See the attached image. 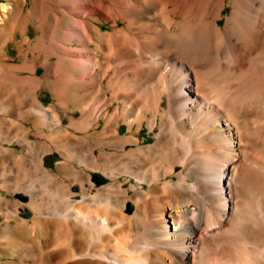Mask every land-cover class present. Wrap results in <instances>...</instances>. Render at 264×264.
Returning a JSON list of instances; mask_svg holds the SVG:
<instances>
[{"label":"bare ground","instance_id":"bare-ground-1","mask_svg":"<svg viewBox=\"0 0 264 264\" xmlns=\"http://www.w3.org/2000/svg\"><path fill=\"white\" fill-rule=\"evenodd\" d=\"M9 1L0 139L19 147L0 143V264H264V0ZM7 161L57 178L60 201Z\"/></svg>","mask_w":264,"mask_h":264},{"label":"rangeland","instance_id":"rangeland-1","mask_svg":"<svg viewBox=\"0 0 264 264\" xmlns=\"http://www.w3.org/2000/svg\"><path fill=\"white\" fill-rule=\"evenodd\" d=\"M10 1L9 0H0V3L2 4H6V3H9ZM25 5L26 7L30 6V2L29 0H26L25 1ZM101 19V18H100ZM102 21L100 22V27L101 29H107L109 26H110V23L108 20H103L101 19ZM30 28V32L29 34L31 36H34L35 35V32H34V29L29 27ZM8 53H9V59L10 61H17L18 60V55L16 54V50L13 49L12 47V44H9L8 45ZM32 54L30 53V56ZM12 58V59H11ZM30 61V60H29ZM36 71L38 74H42L44 72V69L39 65L37 68H36ZM26 74V72H22V74ZM9 80L8 81H13V78L10 77L8 78ZM9 83V82H8ZM48 84L42 86L38 92V97L40 98V100L42 102H44L45 104H50L54 101V97H53V94L51 93V89L48 88ZM3 96H5V98H9L10 100H12V103H15L18 104V100H19V93L16 91L13 92V95L12 97H7L6 94H4ZM2 96V97H3ZM17 96V97H16ZM14 97V98H13ZM16 97V98H15ZM18 98V99H17ZM14 101V102H13ZM77 111V110H76ZM71 111L69 112H65V111H62V115H63V118L62 120L64 121V123L66 124V122L68 123L69 119H68V115L70 114ZM121 126V127H120ZM119 130L121 132H124L125 129H126V125L125 123L122 121L120 123V125L118 126ZM149 132H152L151 130L148 131V129L145 127V125L143 124L139 130V135L142 136L144 138V141H151L153 139L152 135H150ZM1 134H3L1 132ZM31 136H33L31 133H30ZM47 139V140H45ZM3 139H0V143L3 144V145H12V146H15V147H19L18 145V142L16 140H12V141H8L7 140H4L3 142ZM16 141V142H15ZM37 141V142H35ZM35 141L33 142L37 148H42L43 146H48L50 144V140L48 139V137H44V136H36L35 137ZM61 159V154L58 153L55 149L51 150V151H47L44 155V163L46 166H48L49 168H55V165L56 163ZM16 161L14 162H4L1 166L3 167V169L5 168V170L3 171L5 174L3 175L4 177H9L7 179H13V180H23L25 181L26 183L29 182L30 180H32V183H37L35 181L38 180V184L40 185H44L45 189L46 187L49 189V190H44V202L45 203H56V202H59L60 201V186H59V182L57 181V178H52L51 177H43V176H40L36 171H32L30 169H25L23 168L22 166H17L16 164H19V163H15ZM6 163V164H5ZM13 164V165H12ZM8 165V166H7ZM20 165V164H19ZM14 169H13V167ZM8 167V168H7ZM13 169V170H12ZM27 170H30V171H27ZM91 177L92 179L95 181L96 184L100 185V184H103L104 182L107 181V177L102 174L101 172L97 171V170H91ZM35 173V174H34ZM37 173V174H36ZM15 178V179H14ZM40 178V179H39ZM52 178V179H50ZM28 179V180H27ZM36 179V180H35ZM43 181H42V180ZM27 180V181H26ZM47 180V181H46ZM31 182V181H30ZM47 185H45V183ZM57 182V183H56ZM42 185V186H43ZM73 187H75V185H73ZM43 188V187H42ZM0 191L3 192V193H7L5 191L4 188H0ZM52 191V192H50ZM46 193V195H45ZM51 193V194H50ZM14 196H17L20 200H22L23 202L27 201L28 198H29V194L26 193V192H14L13 193ZM48 198V200H47ZM54 199V200H53ZM47 201V202H46ZM128 206V207H127ZM3 207V206H1ZM132 207V203L131 202H128L126 204V209H131ZM26 214V213H24ZM6 223V220L5 218H3L1 215H0V235L4 234L5 231H8L9 228L7 227H4ZM3 228V229H2ZM7 251L9 250V248L6 249ZM4 258L3 259H11V260H14V259H17V257H13L12 255H10V253H6L4 252ZM11 256V257H10Z\"/></svg>","mask_w":264,"mask_h":264}]
</instances>
